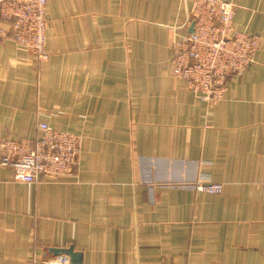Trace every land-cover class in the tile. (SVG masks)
Instances as JSON below:
<instances>
[{"label": "crops", "instance_id": "0c3cea01", "mask_svg": "<svg viewBox=\"0 0 264 264\" xmlns=\"http://www.w3.org/2000/svg\"><path fill=\"white\" fill-rule=\"evenodd\" d=\"M226 1L260 46L213 106L170 58L195 0H47L43 60L0 38V133L81 138L56 181L0 166V264H264V0Z\"/></svg>", "mask_w": 264, "mask_h": 264}, {"label": "built area", "instance_id": "2783aa9c", "mask_svg": "<svg viewBox=\"0 0 264 264\" xmlns=\"http://www.w3.org/2000/svg\"><path fill=\"white\" fill-rule=\"evenodd\" d=\"M47 0H0V38L11 37L30 49L38 60L47 56ZM193 30L170 46L173 75L209 106L215 105L227 87L230 75L241 74L254 61L260 36L233 25L234 4L226 0H195ZM39 133L20 137L0 133V166L12 171L14 179L27 183L56 181L72 174L80 151L78 134L56 129L45 121ZM199 191L219 193L222 184L199 180ZM52 264H71L60 255Z\"/></svg>", "mask_w": 264, "mask_h": 264}, {"label": "water", "instance_id": "95a60500", "mask_svg": "<svg viewBox=\"0 0 264 264\" xmlns=\"http://www.w3.org/2000/svg\"><path fill=\"white\" fill-rule=\"evenodd\" d=\"M192 30H193V27L191 25V27L189 29V32H191ZM52 251H55L57 253L67 254L69 256L70 262L73 263V264H80L81 263L80 253L74 251L72 246H68L66 248H61V249H54Z\"/></svg>", "mask_w": 264, "mask_h": 264}]
</instances>
